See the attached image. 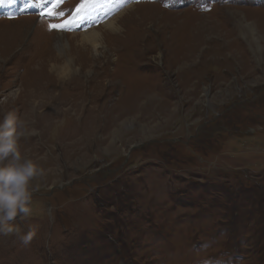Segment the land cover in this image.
Listing matches in <instances>:
<instances>
[{
	"label": "rangeland",
	"instance_id": "374dc122",
	"mask_svg": "<svg viewBox=\"0 0 264 264\" xmlns=\"http://www.w3.org/2000/svg\"><path fill=\"white\" fill-rule=\"evenodd\" d=\"M131 1L96 49L0 17V119L48 170L0 264H264V0H126L92 27Z\"/></svg>",
	"mask_w": 264,
	"mask_h": 264
},
{
	"label": "clouds",
	"instance_id": "9594fccd",
	"mask_svg": "<svg viewBox=\"0 0 264 264\" xmlns=\"http://www.w3.org/2000/svg\"><path fill=\"white\" fill-rule=\"evenodd\" d=\"M48 71L58 80L67 81L80 70L65 61L50 64ZM36 134L15 111L4 113L0 119V235L16 236L25 246L38 229L29 225L25 231L19 222L33 215V196L41 187L34 182L46 179L48 170L37 159L22 155L19 142Z\"/></svg>",
	"mask_w": 264,
	"mask_h": 264
},
{
	"label": "bare ground",
	"instance_id": "6f19581e",
	"mask_svg": "<svg viewBox=\"0 0 264 264\" xmlns=\"http://www.w3.org/2000/svg\"><path fill=\"white\" fill-rule=\"evenodd\" d=\"M94 1V0H93ZM126 0H110L109 1V4H108V7L106 8V10H93L91 13H93V16L91 18H89L92 23L96 24L98 21L101 20V18L103 17H106L108 15V12L113 9V8H117L119 7L121 4H123ZM127 1H130V0H127ZM132 2V1H131ZM124 5V4H123ZM135 4L132 2H128L127 4H125V7L120 10L121 12H119L118 14L114 15L112 18H106L105 20V23L103 24H100L98 28H93V27H89L87 28L88 26H90L91 24H87L88 22L86 21V25L84 24V27L86 30H82V31H74L72 33V35L74 34H78L81 39V44H90V45H93L94 48L96 49V47L98 45H100L102 43L101 39L104 38V34L102 32V30L106 31L107 33L109 34H117V33H120L122 30H124V26L121 24H117V20L118 18L123 14V13H127L129 11H131L133 8H134ZM30 16L28 17H25V18H22L21 22H29L26 18H29ZM30 23V22H29ZM26 24V23H25ZM40 25V24H39ZM83 27V28H84ZM52 31V30H51ZM252 32V31H251ZM52 33H56L60 36L64 35V32H58V31H52ZM66 34V33H65ZM52 37V35H51ZM42 43V42H41ZM79 44V43H78ZM65 44H60L58 45V47L60 49H64L65 48ZM54 47V46H53ZM99 47V46H98ZM59 50V49H58ZM60 54V53H59ZM61 55V54H60ZM72 63L73 65V61L70 62ZM71 109V108H70ZM34 118V117H33ZM33 124V123H32Z\"/></svg>",
	"mask_w": 264,
	"mask_h": 264
},
{
	"label": "snow or ice",
	"instance_id": "6c2138e0",
	"mask_svg": "<svg viewBox=\"0 0 264 264\" xmlns=\"http://www.w3.org/2000/svg\"><path fill=\"white\" fill-rule=\"evenodd\" d=\"M4 2H14V0H0V5H2ZM61 25H50V28H61Z\"/></svg>",
	"mask_w": 264,
	"mask_h": 264
}]
</instances>
